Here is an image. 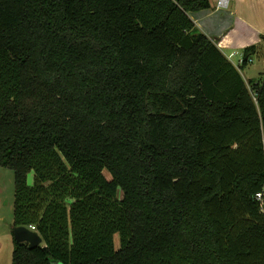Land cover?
Listing matches in <instances>:
<instances>
[{
    "label": "trees",
    "instance_id": "16d2710c",
    "mask_svg": "<svg viewBox=\"0 0 264 264\" xmlns=\"http://www.w3.org/2000/svg\"><path fill=\"white\" fill-rule=\"evenodd\" d=\"M209 7L0 0V167L42 239L11 264H264L261 48L235 66Z\"/></svg>",
    "mask_w": 264,
    "mask_h": 264
},
{
    "label": "crops",
    "instance_id": "0c3cea01",
    "mask_svg": "<svg viewBox=\"0 0 264 264\" xmlns=\"http://www.w3.org/2000/svg\"><path fill=\"white\" fill-rule=\"evenodd\" d=\"M210 7L197 12H190L197 32L204 33L219 47L222 53L230 60L238 56V66L246 47L255 45L261 48L258 54L251 56V61L244 67H251L258 74V81L264 77V0H229L225 9L217 8V0H209ZM243 76V75H242ZM12 222L9 228L1 230L0 236L8 239L4 248L0 241V264H11L10 255L4 258V250H13L14 237ZM1 239V238H0ZM2 240V239H1ZM10 243V244H9Z\"/></svg>",
    "mask_w": 264,
    "mask_h": 264
},
{
    "label": "rangeland",
    "instance_id": "374dc122",
    "mask_svg": "<svg viewBox=\"0 0 264 264\" xmlns=\"http://www.w3.org/2000/svg\"><path fill=\"white\" fill-rule=\"evenodd\" d=\"M238 56H234L230 59L233 64H237ZM241 74L246 79H257L258 74L256 70L252 69L251 67L245 68L241 70ZM104 175L109 178V174L104 172ZM27 183L31 185L33 183V173L30 172L27 176ZM14 200V175L10 169L1 168L0 167V229L4 230L5 228H9V224L13 219V211H12V204ZM0 230V233H1ZM0 241L4 248H6V244H8V239L6 240L5 237L2 235L0 236ZM116 244L118 243L117 236L115 237ZM10 244V243H9ZM12 249L9 248L4 250V258L6 259L7 256L10 255L11 259ZM8 258V257H7Z\"/></svg>",
    "mask_w": 264,
    "mask_h": 264
},
{
    "label": "water",
    "instance_id": "95a60500",
    "mask_svg": "<svg viewBox=\"0 0 264 264\" xmlns=\"http://www.w3.org/2000/svg\"><path fill=\"white\" fill-rule=\"evenodd\" d=\"M12 234L16 242H26L28 243L29 248H35L42 242V239L37 232L24 226L13 227Z\"/></svg>",
    "mask_w": 264,
    "mask_h": 264
},
{
    "label": "built area",
    "instance_id": "2783aa9c",
    "mask_svg": "<svg viewBox=\"0 0 264 264\" xmlns=\"http://www.w3.org/2000/svg\"><path fill=\"white\" fill-rule=\"evenodd\" d=\"M228 4H229V0H217L216 7L225 9L228 7ZM255 197L260 202L262 210L264 211V205H263L264 204V187L261 192L256 194ZM29 229L32 231H35V226H30Z\"/></svg>",
    "mask_w": 264,
    "mask_h": 264
}]
</instances>
